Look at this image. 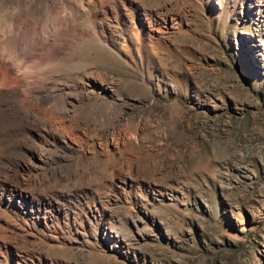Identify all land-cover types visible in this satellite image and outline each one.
I'll list each match as a JSON object with an SVG mask.
<instances>
[{"label":"rangeland","instance_id":"374dc122","mask_svg":"<svg viewBox=\"0 0 264 264\" xmlns=\"http://www.w3.org/2000/svg\"><path fill=\"white\" fill-rule=\"evenodd\" d=\"M0 80V264H264V0H0Z\"/></svg>","mask_w":264,"mask_h":264},{"label":"bare ground","instance_id":"6f19581e","mask_svg":"<svg viewBox=\"0 0 264 264\" xmlns=\"http://www.w3.org/2000/svg\"><path fill=\"white\" fill-rule=\"evenodd\" d=\"M1 81V80H0ZM0 83H2V82H0ZM17 96H18V94H17ZM4 247H5V245H4ZM4 250L2 249V247L0 246V253H4L3 252Z\"/></svg>","mask_w":264,"mask_h":264}]
</instances>
